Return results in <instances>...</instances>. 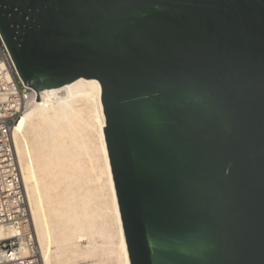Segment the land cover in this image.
Masks as SVG:
<instances>
[{"label":"water","instance_id":"1","mask_svg":"<svg viewBox=\"0 0 264 264\" xmlns=\"http://www.w3.org/2000/svg\"><path fill=\"white\" fill-rule=\"evenodd\" d=\"M27 86L98 79L131 264H264V0H0Z\"/></svg>","mask_w":264,"mask_h":264},{"label":"bare ground","instance_id":"2","mask_svg":"<svg viewBox=\"0 0 264 264\" xmlns=\"http://www.w3.org/2000/svg\"><path fill=\"white\" fill-rule=\"evenodd\" d=\"M101 95L95 78L44 88L14 126L43 264H131ZM18 232L9 226L0 237Z\"/></svg>","mask_w":264,"mask_h":264},{"label":"built area","instance_id":"3","mask_svg":"<svg viewBox=\"0 0 264 264\" xmlns=\"http://www.w3.org/2000/svg\"><path fill=\"white\" fill-rule=\"evenodd\" d=\"M33 96L37 90L25 84L0 32V229H19L0 237V264H43L13 140Z\"/></svg>","mask_w":264,"mask_h":264},{"label":"rangeland","instance_id":"4","mask_svg":"<svg viewBox=\"0 0 264 264\" xmlns=\"http://www.w3.org/2000/svg\"><path fill=\"white\" fill-rule=\"evenodd\" d=\"M19 121H20V118H19ZM19 121H18V122H19Z\"/></svg>","mask_w":264,"mask_h":264}]
</instances>
